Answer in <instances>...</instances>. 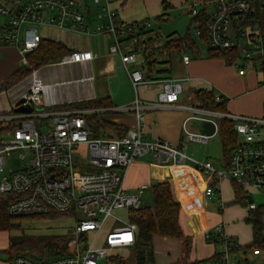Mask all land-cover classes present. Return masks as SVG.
<instances>
[{
  "label": "built area",
  "instance_id": "built-area-1",
  "mask_svg": "<svg viewBox=\"0 0 264 264\" xmlns=\"http://www.w3.org/2000/svg\"><path fill=\"white\" fill-rule=\"evenodd\" d=\"M89 3L96 6L97 23L92 30L87 26ZM200 3L203 1L199 0ZM207 3H212V8L207 10V48L215 54L237 49L240 57L232 64L238 67L239 74H244L245 65L254 70L258 67L261 71L264 31L252 16L257 13V7L251 0H210ZM196 4L186 2L192 15L198 13ZM0 12L8 16L7 23L0 27V44L17 46L24 65L29 64L26 53L37 48L43 38L37 26L93 35L109 34L112 37L109 52L119 54L134 90L133 101L119 110L133 112L136 119V126L127 129L122 136L97 137L86 118L94 110L49 109L47 107L53 105H46L44 115L51 117L52 127L38 130L34 120L38 114L15 111L14 108L26 102L45 105L42 93L47 84L38 75L39 68L4 91L8 108L0 110V128L9 126L11 133L8 138L0 140V171L11 152L19 154L18 166L0 176V194L11 195L8 213L29 216L53 210L69 213L75 218L72 236L66 242L69 251L55 255L45 251L34 256L25 250L12 255L10 264H113L109 251L132 247L136 241L137 225L131 220L129 210L140 207L141 195L147 189V185L142 184L136 192H128L124 176L136 157L148 153L161 162L191 160L198 169L211 173L213 181L205 188V194L219 200L221 206L224 203L215 194L222 180L229 179L240 185L246 194L244 205L248 215L253 218L258 212L264 233V102L260 116L207 108L196 99H193L194 105H181L176 102L183 87L172 77L160 80L162 89L155 102L141 99L138 85L159 80L150 77L144 66L135 65L138 53L144 58L154 47L150 45L154 39L152 25L147 18L123 20L118 10L111 7L110 0H0ZM239 38H244L243 44ZM92 57L89 51H73L63 56L60 62L90 60ZM181 58L184 62L190 59L188 53H183ZM240 59L242 64L238 63ZM260 85L264 89V78ZM215 98L222 100L219 95ZM155 108H187L190 118L211 120L216 130L221 119L230 120L237 141L228 164L216 168L210 160L200 161L186 153L190 141L208 142L212 136L189 130L186 126L189 118L184 121L177 145L160 137L145 139L143 113ZM108 110L111 109H101L100 112ZM81 145L86 149L87 168L78 165L82 159ZM91 164L95 169H88ZM252 191L260 194L261 203L255 202ZM123 208L128 211L126 221L114 214V210ZM109 218L121 221V224L114 223L106 231L103 245L92 246L88 235L93 232L92 237L95 236ZM204 236L217 248L211 258L198 264H255L247 258V252L256 254L258 248L234 249L237 242L226 233L224 221L213 225ZM238 252L242 257L235 256Z\"/></svg>",
  "mask_w": 264,
  "mask_h": 264
},
{
  "label": "crops",
  "instance_id": "crops-1",
  "mask_svg": "<svg viewBox=\"0 0 264 264\" xmlns=\"http://www.w3.org/2000/svg\"><path fill=\"white\" fill-rule=\"evenodd\" d=\"M166 1L170 4L171 8H174L181 6L187 1L194 0ZM123 4L124 2L120 4V9H118L119 16L126 21L137 19L138 17L135 15L133 7H123ZM89 7L87 26L89 29H93L94 26H92L91 23H97L95 19L96 6L89 3ZM169 8H167V10ZM159 9V11H157L158 9H154L149 14L158 13L157 15H159L162 12V0ZM7 19V15L0 16V27L7 23ZM46 27L51 28V33L55 35V37L51 39L61 41L67 47L72 44L73 51H89L93 54V57L90 60H79L69 63H61L60 60H58L40 67L38 69V75L47 84V87L42 93L43 104L46 106L69 102L67 101L68 99L81 95L93 98L95 92L91 84L94 78L92 73L68 76L66 72L58 68L63 66V64L77 63L79 65L82 63L83 68H80V70L86 71L87 67H92V65L95 64L96 71L100 76L108 75L117 77V75L120 74L123 76L124 84L127 87L128 95L126 96H120L117 91H109L108 95L113 102V106L107 113V118L114 122L125 124L127 129L136 126V119L133 112L119 110L121 107L129 105L134 97L130 95V85L132 86V84L126 70L122 66L119 54H112L109 52L108 47L112 42L107 46L108 52L102 57H99L97 56V52L100 46L96 48L95 46L93 47L91 44L93 41L89 43L88 48L76 46L77 42L74 40V37L77 39L76 37L82 33L52 26ZM40 33L43 38H46V35L42 32ZM105 34L106 33H102L101 35ZM107 35L112 40V37L109 34ZM153 45H155V37L153 39ZM155 47L159 46L157 45ZM93 48H95V50ZM172 52L174 54L158 51L153 55V61L161 63L160 68L169 67L170 71L163 77H157L151 75L148 70L150 77L159 80L138 85V94L141 99L148 102H155L162 89V81L160 80L166 77H172L181 82L183 87L182 92L179 94V99L176 102L178 104L190 105V100L194 99L190 92L193 93V90L197 88H207L213 89L217 95L225 98L224 111L230 112V109H232L233 112L252 116L263 113V106L262 109L260 108L258 110L257 107H253L250 104H246L244 107L238 105L239 101L248 95L251 91V86L256 82L255 74L252 72L254 69H251L252 71L245 70L244 74H239L238 68L235 70L232 67V63L226 62L220 56L209 55L208 48L205 52H201V49L198 47L197 53L189 49L185 50L183 53H188L190 57L188 62L182 60L181 57L183 53ZM168 56L170 61L166 63V58ZM21 64V54L17 46L0 44V81L14 69L21 66ZM135 65H138L137 61ZM151 69L153 71V68ZM77 81H85V86L77 84ZM215 87L220 91H215ZM5 90L6 89H2L0 91L5 95ZM94 97L98 96L95 95ZM7 101L5 95L6 103L0 110L8 108ZM190 116L191 113L187 108H155L145 110L143 113V136L145 139H153L156 137L164 138L177 145L182 137L184 121L187 118H189L187 122L196 120L190 118ZM217 131L218 129L216 132ZM187 152L188 151H186V153ZM187 154L200 161L209 160L206 156L203 157L204 153L199 152V154H197L191 152ZM223 165L222 162V166ZM158 181H168L171 186L173 197L181 204L179 222L184 236L190 239V249L185 254L181 238L154 233L152 236L154 264H176L183 259L186 262L197 261L195 264H198L199 262L208 260L213 256L217 246L207 240L204 234L205 231L221 221L225 222V231L235 242L244 245L251 241L252 236L250 235L248 239L244 234L245 214L238 208V205H244L233 201L234 191L232 181H228L230 184L229 186L224 185L225 182L223 183L224 180H222L220 189L215 194L223 201L224 205L221 206L219 205V200L213 199L205 194V188L213 181L212 174L205 173L198 169L191 160L188 162L187 160L178 161L176 159H171L169 162H161L158 161L153 154L148 153L136 157L129 165L124 176V186L128 192H136L140 185L146 184V190H149L151 193L150 188L152 184ZM231 195L232 197L230 198ZM211 204H213L215 208L217 207L218 211H216V209L211 210ZM246 223L248 222L246 221Z\"/></svg>",
  "mask_w": 264,
  "mask_h": 264
},
{
  "label": "rangeland",
  "instance_id": "rangeland-1",
  "mask_svg": "<svg viewBox=\"0 0 264 264\" xmlns=\"http://www.w3.org/2000/svg\"><path fill=\"white\" fill-rule=\"evenodd\" d=\"M111 2V7L113 9H120V4L124 2L123 7H133L135 11V15H137L138 18H147L151 22V27H152V33L154 34L155 37V46H159L162 48V46L165 44L167 40V36L172 33L176 32L181 36H184L187 32V30L190 32L191 37L196 41L198 44V47L201 49V52H205L207 49V45L201 41L199 38V35L197 33V27L192 21V13L190 12L189 8L186 7V3L182 4L179 7H170L168 4V10H167V17L162 16L161 18L157 17V14H149L151 13L152 10L158 9L159 11L161 7V0H110ZM192 1H188V3H191ZM193 2L197 3L196 8L199 11L202 7L203 4H199L196 0ZM205 7L207 10L212 8V3H207L205 4ZM259 11H260V23L262 30L264 31V0H259ZM0 16H6L3 15L0 12ZM137 18V19H138ZM92 26L95 27V22L91 23ZM39 31L42 32L44 35H46V38H54L55 35L51 33V28L47 27H42V26H37ZM93 27V28H94ZM92 30V29H90ZM102 33L96 35V34H85L82 33L79 36H77L74 40L77 42L76 46L77 47H82V48H88L89 43L91 41V44L93 47L95 46L100 48L98 49L97 56L102 57L103 55L106 54L107 51V46L112 40L108 37L107 34L101 35ZM110 40H109V39ZM240 43H244V38H239ZM153 44V42L150 43V45ZM68 48L72 49V44L68 45ZM95 48H93L95 50ZM173 53V52H172ZM149 54V53H148ZM155 54V53H154ZM153 54V55H154ZM174 54V53H173ZM95 62V61H94ZM144 59H143V54L138 53L137 57V64L138 66H144ZM239 64L243 63V60L240 59ZM161 63L154 61L152 68L153 71L151 72V75L157 76V77H163L165 76V73H160L157 70L161 69ZM22 65V64H21ZM95 65V64H94ZM92 65V67H87V70H80V68H83L82 63L79 65L77 63H71V64H63L61 66L60 70L66 72L68 76H78V75H86L88 73H92L94 78L91 81L92 84V89L95 92L96 96H101L104 94H108L109 91H117L120 96H126L128 95L127 93V87L124 84V78L122 75H117L116 76H108V75H102L100 76L98 72L96 71V67ZM232 67L236 70L238 67L234 64H232ZM246 71H252L249 66L245 65ZM59 70V71H60ZM146 70V69H145ZM255 74V79L256 82L254 83L253 86H251V91L243 97L238 105L240 107H244L246 104H250L253 107H257L259 110L260 108L262 109L263 102H264V89L260 85V81L262 80V73L260 69H257L252 71ZM122 74V73H121ZM77 84L81 86H85V81H77ZM215 91L219 92L220 90L217 89L216 87L214 88ZM185 93V92H184ZM191 95H193L192 92H190ZM94 95V96H95ZM130 95L134 97V90L133 87L130 85ZM226 95V94H225ZM93 96V97H94ZM216 96V95H215ZM85 98H90V97H85L84 95L74 97L72 99H68L67 101H73V100H79V99H85ZM5 95L1 93L0 91V108L5 105ZM190 105H194V100H190ZM79 109H91L94 110L93 112L102 115V113H99L101 109H107L106 107H78ZM109 109V108H108ZM24 111L25 112H32L34 114H38L34 117V120L36 122V127L38 130H46L47 128L52 127V120L51 117H48L44 115V113L47 111V108L45 105L41 104H36L34 102H26L24 104ZM229 111V110H228ZM92 112V113H93ZM105 112V111H103ZM230 112L233 114H241V113H236L233 112L232 109H230ZM90 114V113H89ZM261 114H257V116H260ZM255 116V115H253ZM199 122L197 120H190L187 122V128L189 130H196L198 127ZM91 129L94 133L95 136L97 137H109L110 135H116L115 132L112 130L103 127V126H98L94 124L93 122L90 123ZM11 133V127H3L0 128V140L6 139L10 136ZM187 153H204L203 157H207L216 168H221L222 162H223V156H222V150H221V141H220V136L218 132H216L211 139L208 142H193L190 141L187 144ZM79 150L81 152V162L78 163L80 167L87 168L85 166V163L88 161L86 157V149L84 145H81L79 147ZM205 159V158H204ZM188 162L190 160H187ZM19 164V154L18 152H11L9 156H7V163L5 164L4 168L2 171H0V176L8 173L10 168L16 167ZM88 169H95V166L91 164ZM229 179H224L223 183L225 182L224 185H229ZM254 200L257 204L261 203L262 199L259 193H256L252 191ZM232 195L230 196V198ZM229 198V199H230ZM152 206V197L151 193L149 190L144 191V193L141 195V203L140 206ZM211 210L216 209L218 211L217 207L215 208L213 204H211ZM238 208L241 212L245 214V217L248 216V209L247 207L240 206L238 205ZM114 214L121 219V221H126L128 219V211L126 208L123 209H116L114 210ZM13 221L16 226H13L10 229L6 230H1L0 231V264H7V259H8V254L6 250L8 249L9 246V237L11 236L13 241H19L22 239L23 236H39V237H47L50 235H59L61 236L64 241L62 242L61 246H59L56 251L58 252H67L70 250V247L67 245V240L72 236L73 232V225L75 223V218L72 217L69 213H62L60 214H55V215H48V216H23V217H14ZM121 221H114L112 218H109L105 221L104 225L102 226V229L92 237L93 232H90L88 235V240L92 243V246L94 247H99L103 245L104 242V236L106 234V231L110 229L111 226L114 225H120ZM244 222V221H243ZM245 226V236L246 238H250L251 235V230H250V225L244 222ZM153 240L151 239V242L149 244V247H146V251H149V249L152 250V261H153ZM148 248V249H147ZM136 249L134 246L132 247H123V248H114L109 251V255H115L121 258H125L127 261L131 262L133 264V258L134 254L136 253ZM47 247L44 248V251H47ZM256 254H252V252L248 251L247 252V258L252 260L255 264H264V252L261 250V248H258ZM258 253V254H257ZM237 257H242L241 254L238 252L235 254ZM145 264H150L149 260L145 261Z\"/></svg>",
  "mask_w": 264,
  "mask_h": 264
},
{
  "label": "trees",
  "instance_id": "trees-1",
  "mask_svg": "<svg viewBox=\"0 0 264 264\" xmlns=\"http://www.w3.org/2000/svg\"><path fill=\"white\" fill-rule=\"evenodd\" d=\"M203 1V7L198 11L196 15H193L192 21L197 27V33L202 42L206 44V23L208 19V11L205 7V4L210 0H201ZM251 3L257 7V13L252 15L260 23V11H259V0H251ZM168 4L166 0H162L163 10L157 15L158 18H161L164 15H167ZM170 5V4H169ZM261 25V23H260ZM152 39V38H150ZM189 49L190 51L197 53L198 44L191 37L190 32L187 30L184 36L179 35L176 32H172L167 36L165 44L160 47H152L149 54L144 55V67L146 72H152L153 54L158 51H164L167 54L174 52L183 53L185 50ZM72 49L68 48L63 42L54 40L51 38H42L38 47L30 50L26 53V59L28 65L22 64L18 68L14 69L10 74H8L2 81H0V90L7 89L14 84L18 83L25 77H27L35 69L40 68L41 66L60 60L63 56L71 54ZM208 53L211 56H220L226 62L233 63L239 59L240 55L237 49L234 50H225L218 53H213L208 49ZM169 56L166 58V63H169ZM160 73H165L166 75L170 68H161L157 70ZM262 78H264V62L261 69ZM217 95L213 89L207 88H197L193 90V97L196 100H200L204 107L224 110L225 98H222L221 101L216 100ZM106 107L111 109L113 102L111 101L108 94L102 95L99 97L80 99L75 101H69L64 103H59L53 106H49V109H79L78 107ZM102 113L98 115L96 113H90L86 115L88 123L93 122L98 126L106 127L116 133L117 136H122L127 130V126L123 123L114 122L107 118V113ZM218 134L221 141V150L223 156V166H226L229 161L230 153L234 147L237 136L232 128V123L228 119H221L218 123ZM151 197H152V206H140L138 208H131L129 210L131 220L134 221L137 225L136 230V241L134 247L136 253L134 254L133 264H145L146 260L150 261V264H154L152 261V250L146 251V247H149L152 236L154 233H159L161 235H170L181 238L183 249L185 254L190 249V239L184 236L180 222H179V211L181 204L175 200L173 197L171 186L168 181H158L152 184L151 188ZM234 198L233 201L240 204H245L246 197L245 193L240 185L233 183ZM11 198L10 194H0V231L8 230L13 226H16L13 218L14 217H23V216H12L8 213L7 207L8 202ZM62 214L61 212H56L50 210L44 214L38 215H29L34 216H48ZM246 221L250 224L251 227V241L247 244L241 245L237 243L234 249L244 248V249H253L261 248L264 251V233L262 225L257 214L253 218H250L249 215L246 216ZM9 246L6 250L8 254V264H10L12 255L20 253L22 251L28 250L32 255L37 256L45 253L44 248L47 247V253L51 255L59 254L61 252L56 251V249L61 246L64 239L59 235H50L47 237L39 236H23L19 241H13L11 236L9 237ZM148 249V248H147ZM211 258V257H210ZM110 261L113 264H131L125 258L115 256L114 254L109 257ZM197 261L186 262L184 259L178 261L176 264H195Z\"/></svg>",
  "mask_w": 264,
  "mask_h": 264
},
{
  "label": "water",
  "instance_id": "water-1",
  "mask_svg": "<svg viewBox=\"0 0 264 264\" xmlns=\"http://www.w3.org/2000/svg\"><path fill=\"white\" fill-rule=\"evenodd\" d=\"M14 110L24 111V105L17 106L14 108ZM197 130L198 132L205 134V135H214L216 132V126H215V123L211 120H202V121H199ZM248 199H250L249 196H248Z\"/></svg>",
  "mask_w": 264,
  "mask_h": 264
}]
</instances>
